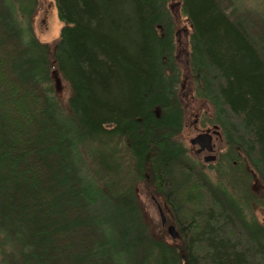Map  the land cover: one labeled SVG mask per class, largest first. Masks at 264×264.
<instances>
[{"label": "trees", "instance_id": "trees-1", "mask_svg": "<svg viewBox=\"0 0 264 264\" xmlns=\"http://www.w3.org/2000/svg\"><path fill=\"white\" fill-rule=\"evenodd\" d=\"M53 2L50 44L33 28L37 0H0V264H264V220L250 212L264 207V9ZM185 88L220 130L214 160L187 141ZM238 154L261 193L226 182ZM139 184L168 206L173 241L151 230Z\"/></svg>", "mask_w": 264, "mask_h": 264}, {"label": "rangeland", "instance_id": "rangeland-1", "mask_svg": "<svg viewBox=\"0 0 264 264\" xmlns=\"http://www.w3.org/2000/svg\"><path fill=\"white\" fill-rule=\"evenodd\" d=\"M242 5H249L254 8L258 9H264V0H237ZM174 5L172 6V8ZM32 24L34 31L37 35V37L42 40L46 41L50 44L54 41V39L57 37L60 26L62 22L58 18L56 7L53 2V0H37V8L35 11V14L32 18ZM188 23L184 20L182 21V25L178 27L177 33H178V40H179V52L180 57L183 59L182 62H185V58L183 57L185 54V47H186V32L188 30L187 25ZM184 64V63H182ZM52 79L55 85V91L59 95V97L65 101L68 95V86L67 83L61 78L60 74L56 69L52 70ZM188 89H183L182 95L185 103V110L187 114V123L188 126L185 128V133L187 136V141L190 143L189 139L193 135H195L198 130H204L207 127H211L212 125H203L200 122L199 119V110L202 106V101L191 99ZM210 107L208 106L207 111L210 113ZM215 142V150L214 153L217 154V148L220 144V141L218 138L214 139ZM193 151H195L194 146L190 143ZM200 158L203 159V153L198 154ZM231 163V164H230ZM223 170L228 171V179L225 181L228 183L230 187H233L236 189L238 193L244 188L249 186L250 190H252L255 194H259L262 192V185L261 181L257 177V175L252 172L250 169V166L245 162L244 158L241 154H238V158H235L233 161H230L229 163L223 162ZM232 165H236L235 167ZM221 168L217 169L216 166L208 167V173L214 180L217 179V173L219 172ZM221 171V170H220ZM225 178L227 177L226 174H223ZM219 176V175H218ZM223 176V177H224ZM137 195L139 198V201L142 205L143 213L145 216V219L149 222L150 228L153 231L154 234L156 233H163L164 236L169 240L173 241V236L168 231V225L171 223H168L167 219L170 218V213L168 210V206L164 203L162 198L160 196H156L150 190L146 189V187L142 184H139L137 186ZM157 203H159L162 206V209L166 215V221L164 224L161 223V218L159 215V211L157 208ZM250 212H253V214L258 218L264 220V207L260 206L258 204L253 205L252 210Z\"/></svg>", "mask_w": 264, "mask_h": 264}, {"label": "water", "instance_id": "water-1", "mask_svg": "<svg viewBox=\"0 0 264 264\" xmlns=\"http://www.w3.org/2000/svg\"><path fill=\"white\" fill-rule=\"evenodd\" d=\"M213 135L220 136V130L218 129L217 125L214 124L211 127H207L204 130L198 131L195 135L190 137L189 141L196 147V152H200L201 150H206L207 153L203 155V159L205 161L214 160L216 158V154L214 153L215 150V142L213 141ZM157 208L159 211V215L161 218V223L164 224L166 222V215L162 209V206L157 203ZM168 231L173 235H178L173 224L168 225Z\"/></svg>", "mask_w": 264, "mask_h": 264}, {"label": "flooded vegetation", "instance_id": "flooded-vegetation-1", "mask_svg": "<svg viewBox=\"0 0 264 264\" xmlns=\"http://www.w3.org/2000/svg\"><path fill=\"white\" fill-rule=\"evenodd\" d=\"M199 131V130H198ZM218 136L217 135H213V141H214V139L215 138H217ZM196 147H197V145H194V148H195V152H196ZM197 154H201V153H203V155L205 154V153H207V151L206 150H201L200 152H196ZM216 156H217V154H216Z\"/></svg>", "mask_w": 264, "mask_h": 264}]
</instances>
